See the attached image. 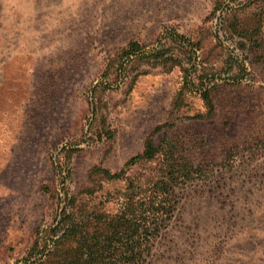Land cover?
I'll return each mask as SVG.
<instances>
[{
  "label": "rangeland",
  "instance_id": "374dc122",
  "mask_svg": "<svg viewBox=\"0 0 264 264\" xmlns=\"http://www.w3.org/2000/svg\"><path fill=\"white\" fill-rule=\"evenodd\" d=\"M173 30L199 43L210 117L180 67L108 69ZM148 137L197 171L155 234L104 239L163 171L160 156L128 164ZM44 186L80 221L55 257L32 251L55 224ZM92 245L98 264H264V0H0V264H85Z\"/></svg>",
  "mask_w": 264,
  "mask_h": 264
},
{
  "label": "trees",
  "instance_id": "16d2710c",
  "mask_svg": "<svg viewBox=\"0 0 264 264\" xmlns=\"http://www.w3.org/2000/svg\"><path fill=\"white\" fill-rule=\"evenodd\" d=\"M199 50L201 48L198 42L194 43L185 35L173 30L169 34L162 33L157 39L156 47L152 49L147 50L145 46L138 42H130L125 49L115 55V59L111 60L108 69L116 65L115 71L127 69H129L128 71H136V75L133 77L135 78L147 74L148 68L172 69L180 67L184 72V85L191 84V86L197 88L196 91L206 107L207 116L210 117L214 113L215 108L212 88L205 83L209 82V75L203 73L196 75V72H193V74L190 72V69L196 68L194 63L199 58L196 56ZM196 82L198 84L194 85ZM176 145L167 142L164 147L162 145L157 146L153 139L148 137L143 151L129 161L128 164H134L139 161H151L160 156L164 159L163 171L156 182L153 183L151 189L146 191L145 201H134L131 197L132 193L129 192V194L124 195L126 199L120 204L122 206L120 212L114 220H110L107 223V225L109 224L108 228L110 227V233L103 236L104 239H109L112 236L119 237V239L125 237L128 240L135 238V236L148 239L161 228L160 224L162 226L163 218L167 217L170 211L172 212L173 205L175 206L176 203L177 195L174 193V187L185 179L190 178L191 174L197 171L193 162H186L184 159L181 161ZM70 157V155H67L68 159ZM58 159L54 163L55 168L61 165V161ZM98 172L106 180H118L124 174V171L112 173L106 169L94 168L90 173V179L93 174ZM127 190H129V187ZM61 191L62 189L56 187L51 190L48 186H44V192L49 195L50 200L54 203L52 222L54 221L55 224L49 225L42 229L41 232L38 230V240L32 247V251L36 250L37 254L47 249V252H54L51 254L52 257L58 256L59 254L56 255L55 252H59V244L67 241H77L80 238L78 236L80 221L75 212V197L69 200L71 207H67V202L65 203L64 201H67V197ZM62 201H64V205L61 207ZM121 245L124 246L122 243ZM39 246L41 251H37ZM95 247L96 245H92L90 250L87 251L90 254V258L85 264H98V257L95 255L97 249L94 250ZM127 248V244H125V250ZM128 250L130 249L128 248ZM34 264L45 263L40 260Z\"/></svg>",
  "mask_w": 264,
  "mask_h": 264
}]
</instances>
